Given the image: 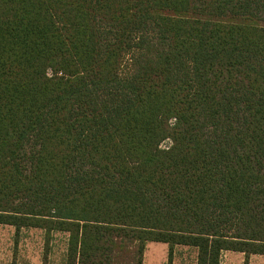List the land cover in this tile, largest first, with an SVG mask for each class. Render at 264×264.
Masks as SVG:
<instances>
[{
    "label": "trees",
    "instance_id": "16d2710c",
    "mask_svg": "<svg viewBox=\"0 0 264 264\" xmlns=\"http://www.w3.org/2000/svg\"><path fill=\"white\" fill-rule=\"evenodd\" d=\"M0 224L264 255V0H0Z\"/></svg>",
    "mask_w": 264,
    "mask_h": 264
},
{
    "label": "rangeland",
    "instance_id": "374dc122",
    "mask_svg": "<svg viewBox=\"0 0 264 264\" xmlns=\"http://www.w3.org/2000/svg\"><path fill=\"white\" fill-rule=\"evenodd\" d=\"M171 141L162 143L163 148ZM68 234L54 232L46 244L45 231L26 227L18 233L12 225L0 224V264H65ZM169 245L148 242L144 254V264H168ZM197 249L176 245L172 252V264H196ZM231 264H243L241 259L231 260ZM250 264H264V256L252 257Z\"/></svg>",
    "mask_w": 264,
    "mask_h": 264
},
{
    "label": "crops",
    "instance_id": "0c3cea01",
    "mask_svg": "<svg viewBox=\"0 0 264 264\" xmlns=\"http://www.w3.org/2000/svg\"><path fill=\"white\" fill-rule=\"evenodd\" d=\"M256 255H251L249 258V264L250 261L252 260V257H254ZM260 256H264V255H260ZM234 259H241V261L245 262V254L242 252H236V251H225L222 253L221 258H220V264H231V260Z\"/></svg>",
    "mask_w": 264,
    "mask_h": 264
}]
</instances>
